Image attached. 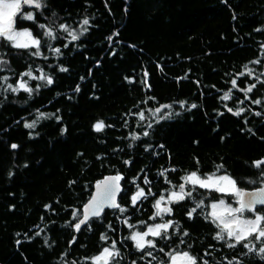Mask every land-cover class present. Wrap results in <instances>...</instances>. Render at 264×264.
Wrapping results in <instances>:
<instances>
[{
    "label": "trees",
    "instance_id": "obj_1",
    "mask_svg": "<svg viewBox=\"0 0 264 264\" xmlns=\"http://www.w3.org/2000/svg\"><path fill=\"white\" fill-rule=\"evenodd\" d=\"M41 4H23L14 18L39 47L0 37V264H97L105 248L119 252L108 264H167L174 252L196 264H264V238L216 239L222 225L211 205H235V196L184 179L195 172L228 175L240 190L264 186V164L255 166L264 161V0ZM28 13L33 20L21 18ZM111 174L122 177L125 211L107 209L76 231L94 185ZM181 184L191 196L164 200L171 212L155 215L157 199ZM138 188L146 198L134 206ZM255 213L264 207L243 210ZM169 220L161 237L148 236L154 247L135 246L134 232Z\"/></svg>",
    "mask_w": 264,
    "mask_h": 264
},
{
    "label": "snow or ice",
    "instance_id": "obj_2",
    "mask_svg": "<svg viewBox=\"0 0 264 264\" xmlns=\"http://www.w3.org/2000/svg\"><path fill=\"white\" fill-rule=\"evenodd\" d=\"M22 4H27V5H34L36 8H41V0H0V37H3L7 39L8 41L13 43V46L16 48H29L31 45H35L39 47L40 41L32 38V34L28 30L24 31H16L14 29V24H15V17L17 16L18 13L21 12V5ZM22 19H27V20H33L34 16L32 13H28L26 15L21 16ZM89 25V20L84 19L82 22V27H81V33L82 35L84 32L87 31L86 27ZM41 28L44 27V25L40 26ZM62 29L65 31H68V26L67 25H60ZM45 35H51V30H48L44 33ZM69 35H71V38L73 41L77 40L79 36L73 31L69 32ZM20 37H27L28 40L26 42H21ZM109 40L112 38L109 37ZM56 52H59V49H55ZM36 55H39V52L35 53ZM62 71H66V69H61ZM250 71V70H249ZM25 75L31 77V72L25 73ZM243 75V73H241ZM40 79H45L48 84H51L53 81L51 77H45L41 76ZM233 87L236 86V81H232ZM12 86L9 85V88ZM254 87V85L252 86ZM252 87H249L247 91H251ZM20 89H24L25 91L31 92V89L26 87V83H20L19 85ZM13 91H18L19 89H12ZM77 91H79V88H77ZM223 99L227 100L229 99V93H225ZM256 103H259V101H256ZM183 106V102L181 104ZM162 107L165 108H170L171 105H164ZM192 108H195L196 105H192ZM157 112L160 111V109H156ZM228 111H232V109H228ZM244 109H240V111L236 112L235 115H240L241 112H243ZM41 116H44L45 114L41 113ZM170 115V114H168ZM259 115V113H257ZM165 117H161L163 119ZM141 119H143V114H141ZM36 126V121H33L32 123L25 124V127L27 128H34ZM96 131H101L104 128V123L102 121L97 122V124L94 126ZM144 136L149 135L148 132L143 133ZM138 137L133 136V139H137ZM12 148L18 147L16 144L11 145ZM262 164H264V161H256L255 166L259 168ZM222 167V166H221ZM174 170V169H173ZM163 175V173H161ZM264 175V174H262ZM122 179L120 175H116L114 177H107L105 181L98 182L96 185L97 188V194L92 197V199L89 201L87 205H85V212H84V218L81 219L78 223L74 225L75 230L79 231L81 229L82 225H85L90 217H98L100 214L104 211L105 206L111 207V208H116L119 209V211L124 212L125 209L120 207V205L116 202V195L120 191V185L119 181ZM184 179L195 185L199 184L200 187L202 188H216V190L224 192V191H232L237 197L241 198V207L238 209H228V213H236V212H242L246 208L252 211H255V204L258 202L260 204H264V199H259V197L264 194V187H261L257 189L256 193L252 194L253 195V200H250L248 202L244 201V196L245 193L238 189L236 187V181L233 180L229 176H215L213 174L212 176L207 177L206 179H201L200 177L197 176V173L193 172L190 175L184 177ZM145 184L149 183L147 179H145ZM224 184L226 185L225 187H221L220 185ZM184 184L179 185L180 192H172L171 195L169 196V201H179L183 200L185 198V195L191 196V193H184ZM142 197L146 198V193L143 188H138V191L132 196V204L135 206L137 201L140 200ZM165 198L163 196L160 197L159 200L156 201L155 207L157 209L155 215H160L161 213H170L171 208L170 207H164L161 208V201H163ZM202 203V202H201ZM223 201H220V204H223ZM199 207V205H197ZM213 209L217 208V205L213 204L212 205ZM196 209L193 208L189 213V217L191 218L192 213L195 212ZM75 216L76 213H73ZM214 218V222L216 220L220 221V225H222L221 231L216 234V239L218 240H224L225 237L223 233L227 231V235L229 237H234L236 240L237 244L243 243L248 237L253 236L254 238L259 240L261 238H264V216L257 215L254 220H249V221H232V223H227L224 221L222 215L217 214L215 211L211 214ZM126 223V221H125ZM171 221L164 223V224H157L154 227H149L146 232L139 233L135 232L132 234L131 239L135 242V246L138 249H144L145 246L149 247H154V241L152 240H145V237L151 235L154 237H161L162 236V230L163 232H166V230L170 227ZM241 223L246 225L247 227H241ZM235 225V230L233 229L232 225ZM219 226V225H218ZM187 235V233H185ZM101 239H106V237L102 236ZM19 243V241H18ZM115 247V242H113V248ZM228 247H235L233 244H229ZM244 247L248 248L247 244H244ZM249 251H252V248H248ZM162 251V249H161ZM258 253L260 255V258L264 260V247H260L258 250ZM151 255V253H148ZM119 252H114L110 250L109 248H105L103 252L101 253L100 256L94 257L93 259L99 264L100 260H104L105 264H108V260L111 257L118 256ZM183 258L186 259L188 264H196V258L192 257L189 255V253L185 252L182 254ZM173 261L175 262L177 260V257H172ZM207 264V262H205ZM231 264V262H229Z\"/></svg>",
    "mask_w": 264,
    "mask_h": 264
},
{
    "label": "rangeland",
    "instance_id": "obj_3",
    "mask_svg": "<svg viewBox=\"0 0 264 264\" xmlns=\"http://www.w3.org/2000/svg\"><path fill=\"white\" fill-rule=\"evenodd\" d=\"M23 5V4H22ZM21 5V6H22ZM25 5V4H24ZM16 31H24V30H26V29H16V28H14ZM32 38H33V36H32ZM20 39V41L21 42H26L27 40H28V38L27 37H20L19 38ZM12 43V42H11ZM13 44V43H12ZM198 177H200L201 179H206L207 177H209V176H212V175H208V176H206V177H201V176H199V175H197ZM215 176H225V175H215ZM226 176H228V175H226ZM230 177V176H229ZM197 185H199V184H197ZM221 187H225L226 185H224V184H221L220 185ZM216 189V188H215ZM172 192H177V193H179L180 191H172ZM172 192H170L166 197H164L165 199V201H167V200H169L168 198H169V196L171 195V193ZM221 192V191H220ZM224 192H226V193H230V194H232V195H234L235 196V199H236V204L235 205H228V204H226V203H223V204H220V201L219 202H216V203H213V204H215V205H217V208L216 209H213L212 208V205H211V210H210V213L212 214L213 213V211H215L217 214H220V215H222V217H223V219H224V221L225 222H227V223H232V221H239V222H243V221H249V220H254L255 219V217L257 216V215H260L259 213H255L254 215H250V216H245L244 214H243V211L242 212H236V213H231V214H229L228 213V209H238V208H240L241 207V204H240V201H241V198L240 197H237L235 194H234V192H232V191H224ZM160 199V198H159ZM159 199H157V200H159ZM164 200L163 201H161V205H160V207L161 206H163V202H164ZM166 204V203H165ZM219 224H220V221L219 220H216ZM157 224H164V223H157ZM157 224H152V225H150V226H148L147 228H146V231L148 230V228L149 227H154L155 225H157ZM232 227H233V229L235 230V225L233 224L232 225ZM241 227H247L246 225H244V224H242L241 223ZM145 231V232H146ZM227 232V231H226ZM135 233V232H134ZM139 233H141V232H139ZM149 236H151V235H149ZM145 240H149V237L147 236V237H145ZM110 250H112L111 248H109ZM104 250V249H103ZM103 250L100 252V254H98L97 256H100L101 255V253L103 252ZM183 253H185V252H174L173 254H171L170 255V257H169V261H168V263L167 264H188V262L186 261V259H184L183 258V256H182V254ZM97 256H95V257H97ZM172 257H177V260L174 262L173 261V259H172ZM95 261V260H94ZM96 262V261H95Z\"/></svg>",
    "mask_w": 264,
    "mask_h": 264
},
{
    "label": "water",
    "instance_id": "obj_4",
    "mask_svg": "<svg viewBox=\"0 0 264 264\" xmlns=\"http://www.w3.org/2000/svg\"><path fill=\"white\" fill-rule=\"evenodd\" d=\"M115 175H113V174H111V175H107V176H105L104 178H102L100 181H98V182H102V181H105V179L107 178V177H114ZM97 182V183H98ZM97 183L94 185V187H93V191H92V195H91V197L87 200V202L84 204V206H83V208H82V215H81V218H80V220L81 219H83L84 218V212H85V205H87L88 203H89V201L92 199V197L93 196H95L96 194H97V188H96V185H97ZM119 185H120V183H119ZM261 187H264V186H261ZM261 187H258V188H254V189H247V190H242L244 193H245V196H244V201L245 202H248V201H250V200H253V195L252 194H254V193H256V191H257V189H259V188H261ZM121 190H122V188H121V185H120V191L117 193V195H116V202H118V197H119V195H120V192H121ZM259 199H264V194H262L260 197H259ZM258 206H262V207H264V204H260V203H256L255 204V206L254 207H258ZM111 210V209H114V208H111V207H107V206H105V208H104V211L105 210ZM246 210H249V209H247L246 208ZM103 211V212H104ZM103 212L100 214V216L103 214ZM99 217V216H98ZM91 218H97V217H90V219ZM89 219V220H90ZM79 220V221H80ZM82 226H84V225H82ZM81 226V227H82ZM77 231V230H76ZM100 262V264L101 263H103V259L102 260H100L99 261Z\"/></svg>",
    "mask_w": 264,
    "mask_h": 264
},
{
    "label": "flooded vegetation",
    "instance_id": "obj_5",
    "mask_svg": "<svg viewBox=\"0 0 264 264\" xmlns=\"http://www.w3.org/2000/svg\"><path fill=\"white\" fill-rule=\"evenodd\" d=\"M163 203H164V202H163ZM164 207H167L165 203L163 204V206H161V208H164ZM156 211H157V210H156ZM169 221H171V220H169ZM161 223H165V221H163V222H161ZM145 231H146V229H145L144 231H141V233H143V232H145ZM149 240H151V239L149 238Z\"/></svg>",
    "mask_w": 264,
    "mask_h": 264
}]
</instances>
